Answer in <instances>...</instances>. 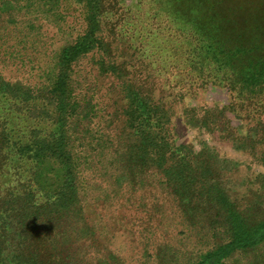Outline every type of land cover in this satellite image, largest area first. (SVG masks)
Wrapping results in <instances>:
<instances>
[{"label":"trees","instance_id":"1","mask_svg":"<svg viewBox=\"0 0 264 264\" xmlns=\"http://www.w3.org/2000/svg\"><path fill=\"white\" fill-rule=\"evenodd\" d=\"M65 1L0 0V11L46 13L60 21ZM229 1H138L134 8L147 10L137 20L132 7L127 18L112 15L113 0H73L82 5L85 30L58 50L45 79L32 84L0 73V264H86L68 253L75 226L85 224L81 184L97 166L88 169L96 158L88 152L103 154L111 145L109 137L85 140L93 132L94 106L80 100L73 72L90 54L99 56L102 73L123 85L126 134L119 142H127L112 151L115 158L126 157L116 169L118 188L141 196L152 224L157 218L148 203L155 207L159 200L146 195L153 185L138 181L157 173L164 201L182 220L176 229L209 242L204 251L173 249L162 256L161 250L154 264H264V171L256 176L254 198L244 196L240 205L221 179L226 160H218L207 143L187 151L174 132L179 103L221 88L229 93L228 105L185 107L186 124L251 155L264 146V20L254 11L248 16L244 0H231L234 13H223ZM134 37L147 43L125 47L124 39ZM231 116L245 122L244 132ZM86 234L93 237L91 226Z\"/></svg>","mask_w":264,"mask_h":264},{"label":"rangeland","instance_id":"2","mask_svg":"<svg viewBox=\"0 0 264 264\" xmlns=\"http://www.w3.org/2000/svg\"><path fill=\"white\" fill-rule=\"evenodd\" d=\"M113 1L115 8L113 6L112 15L123 13L122 16L127 18L129 15L124 14L132 7L135 10L133 12H137L139 20L147 10L146 5L134 8L136 2L146 0ZM244 1L248 16L251 17L254 11L264 20V0ZM65 2H68L64 3L68 10H63L64 16L60 21H56L53 16L48 17L46 13L35 14L23 10L9 16L0 11V73L3 76L12 80L26 79L32 84L42 78L45 79L54 55L64 45L72 43L86 27L83 22L82 5L74 3L73 0ZM255 8L258 10H254ZM234 11L231 0L222 10L226 14ZM139 43L147 42L137 37L124 39L125 47ZM130 50L125 51L126 55L131 52ZM98 61L99 56L90 54L76 63L73 72L74 87L76 93L80 95V100L84 99L87 106H94L91 123L93 132L85 140L109 137L111 145L103 154L88 152L96 157L95 160H89L88 169L93 164L97 166L92 171L88 170L83 177L85 182L81 184L80 197L85 224L75 226L69 242V246L72 247L68 253L86 264H96L104 259H108L110 264H154L157 263L155 259L161 250L162 256H170L173 249L183 253L206 250L209 247L206 239L201 236L194 239V235L183 227L176 229L175 225L182 220L174 213V207L164 201V192L158 189L160 178L157 173L142 176L140 177L142 182L138 181L142 187L153 185L148 188L146 195L159 200L155 207L152 200L148 203L152 209L151 215L157 218L152 224L149 222L150 211L147 213L139 203L141 196L133 195L124 186L118 188L117 181L120 180L117 178L116 169H122L126 157L123 162L121 158H115L112 151L116 147L124 148L123 144L127 142L126 140L124 143L119 142L122 132L126 134L125 118L122 115L126 102L121 80L116 75L102 73ZM228 102L229 93L225 89L213 87L199 91L196 97L187 98L178 104L174 132L176 144L185 146L187 151L198 152L207 143L217 151L220 158L218 160L221 162L226 160V163L221 165L225 164L227 176H221V179L226 182V189L232 197L243 205L244 196L253 199L258 188L256 176L260 171H264V146H257L255 154L251 155L248 151L237 148L231 140L220 139L217 135L199 129L195 123L186 124L182 114L185 107L190 109L205 104L225 106ZM231 118L232 123L244 132L247 127L245 122L232 116ZM97 132L102 134L99 135ZM85 146L87 151H91L88 143ZM200 215H204L201 218L206 222L207 213L201 212ZM86 226L92 227L93 237L86 234ZM178 231L181 233L178 234ZM165 243L169 246L165 247Z\"/></svg>","mask_w":264,"mask_h":264}]
</instances>
